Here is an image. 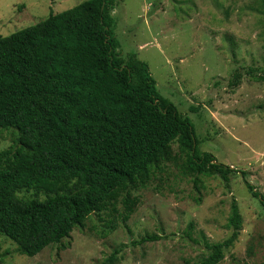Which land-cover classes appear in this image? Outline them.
I'll list each match as a JSON object with an SVG mask.
<instances>
[{"label":"trees","instance_id":"16d2710c","mask_svg":"<svg viewBox=\"0 0 264 264\" xmlns=\"http://www.w3.org/2000/svg\"><path fill=\"white\" fill-rule=\"evenodd\" d=\"M116 5L85 0L0 34V134L13 135L9 147H0V235L23 255L55 244L67 248L64 240L94 214L112 209L127 222L141 201L135 191L167 164L191 176L198 192L202 176L219 177L230 188L239 173L264 206L247 171L201 149L193 122L159 92L148 62L135 52L123 55ZM242 77L238 71L231 85ZM228 227L232 233L223 241L209 242L202 233L208 251L197 264H220L238 240L243 216L235 198ZM119 253L104 264H115ZM7 254L0 251V261Z\"/></svg>","mask_w":264,"mask_h":264},{"label":"rangeland","instance_id":"374dc122","mask_svg":"<svg viewBox=\"0 0 264 264\" xmlns=\"http://www.w3.org/2000/svg\"><path fill=\"white\" fill-rule=\"evenodd\" d=\"M83 1L0 0V34ZM113 16L123 55L135 52L148 62L159 92L193 122L201 149L247 171L264 194V80L256 78L264 76L261 0H117ZM238 71L243 77L235 87ZM12 136L3 131L0 147H9ZM165 168L135 191L141 201L127 222L112 209L94 214L64 240L67 248L55 244L33 257L0 235V251L8 252L0 264H104L115 250V264H197L208 251L202 233L209 242L231 235L234 198L243 228L220 264H264V206L239 173L230 188L219 177L202 176L198 192L191 176L173 164ZM153 235L158 238L143 241Z\"/></svg>","mask_w":264,"mask_h":264}]
</instances>
